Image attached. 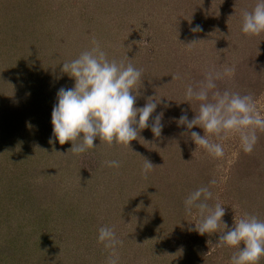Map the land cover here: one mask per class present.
<instances>
[{"label":"rangeland","instance_id":"1","mask_svg":"<svg viewBox=\"0 0 264 264\" xmlns=\"http://www.w3.org/2000/svg\"><path fill=\"white\" fill-rule=\"evenodd\" d=\"M12 2L0 0V15ZM256 2L32 0L39 14L32 38L35 63L18 75L6 73L10 64L18 68L19 62L0 51V124L13 116L9 121L19 131V138H10L0 128V246L13 251L1 263L106 264L111 250L97 237L99 228L108 226L123 242L116 247L119 264H231L238 249L217 247L219 232L201 236L189 231L199 216L195 210L185 214L184 199L208 186L213 192L208 203L225 207L222 219L228 228L234 217L245 214L264 220V132H257L251 154L232 135L222 142L224 156L215 159L204 149L193 156L197 146L182 135L186 126L176 120L182 110L189 120L198 111V101L185 100L186 87L225 67L235 72L216 81L218 89L252 94L264 117V33L249 37L241 31L242 12L252 11ZM197 25L202 31L193 33ZM93 38L110 60L143 70L134 106L143 107L149 97L160 99L153 113L163 112L160 137L149 127L129 148L101 145L79 156L68 153L72 142L49 143L57 92L75 83L61 71L62 64L91 48ZM193 42L197 44L188 45ZM176 73L182 79L172 81ZM192 131L204 135L199 127ZM94 144L99 146V139ZM145 159L154 166L147 178L141 174ZM238 159L247 167L236 164ZM110 160L119 161L120 167H107L104 162ZM82 168H90L89 176ZM213 179L215 185L210 184ZM8 180L20 195L7 194L12 189L1 185ZM169 190L176 196L171 198ZM157 210L162 214L150 218ZM154 217L170 228H162L160 245L144 236ZM40 251L46 252L43 258Z\"/></svg>","mask_w":264,"mask_h":264},{"label":"clouds","instance_id":"2","mask_svg":"<svg viewBox=\"0 0 264 264\" xmlns=\"http://www.w3.org/2000/svg\"><path fill=\"white\" fill-rule=\"evenodd\" d=\"M191 31L200 32L202 28L197 25ZM241 31L249 37L264 33V0H257L252 11L242 12ZM91 43V48L62 64L61 71L75 83L73 87H61L57 92V103L51 116L53 137L49 143L54 144L56 140L60 145L72 142L68 153L79 156L101 145L129 148L140 132L149 127L155 137H160L163 112L153 117L160 99L149 97L143 107L134 106L137 99L134 93H137L143 70L131 63L126 64L124 60H110L99 41L93 38ZM234 72V67H225L222 72L209 71L198 84L186 87L185 100L190 103L198 101V111L189 120L187 110H182L183 114L176 122L178 126H186L187 130L182 135L190 136L197 146L193 156L204 149L209 156L222 158V142L232 135H238L243 152L251 154L259 139L257 132H264V117L257 110L252 94L241 95L228 89H218L216 81L231 78ZM172 77V81L182 79L179 73ZM194 127L203 129L204 135L192 131ZM96 139L100 141L99 146L94 144ZM104 163L110 168L120 167L117 160ZM153 169V164L145 159L141 174L147 178ZM210 184L215 185L216 180H211ZM212 199L213 192L208 186H201L186 196L185 214L192 215L195 210L199 216L195 227L189 231L198 232L201 236L219 232L217 247L238 249L231 257V264H260L264 257V220L245 214L238 220L234 217V225L228 228L222 219L225 207L218 201L210 205L208 202ZM221 224L224 225L223 231L220 230ZM97 240L105 249L111 250L106 264H119L116 247L123 242L117 238L114 228L100 227Z\"/></svg>","mask_w":264,"mask_h":264},{"label":"trees","instance_id":"3","mask_svg":"<svg viewBox=\"0 0 264 264\" xmlns=\"http://www.w3.org/2000/svg\"><path fill=\"white\" fill-rule=\"evenodd\" d=\"M12 1H14L12 2V5L5 7V9L2 10V14L0 15V51L3 54L4 53L7 54V56L11 55V56L17 57L18 59L17 62H19V67L15 68L14 65L10 64L11 70L8 66L6 73H10V74L14 73L18 75L21 73V70L24 69V66L28 67L29 64L35 63L34 54L36 52L32 50L33 48L32 38L33 36H35L34 31H36V26H35L36 19H37V16H39V14H38L37 9L34 10L32 8L31 6L32 0H25V1L24 0H12ZM36 63L38 62L36 61ZM13 67L14 69L12 70ZM2 82H4V79L0 78V84H2ZM11 119H13V116L11 117ZM11 119H7L6 117L3 120V122L5 123L0 124V128L3 132H6L5 135L9 134L10 138H19V131L17 129V124L11 125L12 123L11 121H9ZM236 164L245 166L246 162L242 159H238ZM245 167H247V165ZM89 169L90 168H85V169L82 168V171H84V173L89 176L90 174ZM253 175H258V173L253 172ZM5 177L7 179L8 178L11 179V177L8 174H6ZM255 178L256 177H253L254 180ZM3 179L5 178L3 177ZM157 181L158 180H156V182L154 183H157ZM167 185H169V183H167L166 186ZM1 186H4L5 189L6 188H9V190L12 189V191L7 192L8 195H12L15 193L14 196L16 195L18 196V194L19 195L21 194V192L13 189V186L11 185V180L4 182ZM19 187L21 191L26 190V189L22 190L23 188L22 186H19ZM171 191L172 190H169V195L172 198L176 196V194L175 195L171 194ZM155 197H156V194H155ZM175 201H176V198H174L173 203H175ZM174 207L175 206H173L172 208ZM158 210L160 211V209ZM158 210L154 212L152 211L151 212L152 216H150L151 214H149V217L151 218L153 216H160L162 213H159ZM176 212L177 211H173L170 213H172L173 215V214H176ZM146 220L149 221L150 219H148L147 217ZM158 220H161L160 217L158 218L154 217L151 223L147 222L148 228L146 227L144 236L149 237L150 240L153 241L155 244L160 245L161 239H162L160 236H162L163 234L162 228L165 227L167 230L166 232L170 231V228L168 227V225L164 226V223L162 224V221L161 223L159 222L157 223ZM10 248L11 247L9 245L5 249H3V247L0 246V264H3L1 263V260L3 257L12 255L13 251H11ZM40 252H42L40 253L41 254L40 257L43 258L46 255V252H43V251H40ZM35 263L37 262L35 261Z\"/></svg>","mask_w":264,"mask_h":264}]
</instances>
